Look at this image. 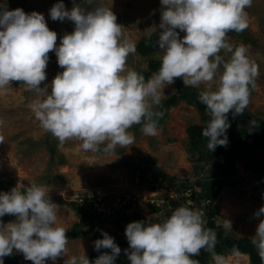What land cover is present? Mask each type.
<instances>
[{
  "label": "clouds",
  "instance_id": "obj_1",
  "mask_svg": "<svg viewBox=\"0 0 264 264\" xmlns=\"http://www.w3.org/2000/svg\"><path fill=\"white\" fill-rule=\"evenodd\" d=\"M161 17L157 26L146 29L149 38L157 33L155 46L158 69L145 78L129 67L127 60L136 44L123 36L115 13L102 0H83L68 10L63 0L50 9L53 20L73 22L74 28L60 37L47 26L42 13H30L17 7L9 10L0 3V94L8 91L12 81L23 82L36 95L31 110L40 126L51 132L61 144L77 138L86 152H112L117 146L134 144L129 132L140 124L145 135L158 133L159 110L163 89L180 77L185 86L199 87L198 99L206 106L209 120L202 129L207 147L228 143L227 114L244 113L256 86L259 66L249 54V45L232 44L228 33L248 27L252 0H160ZM86 5H94L88 7ZM184 32L181 37L179 32ZM227 55L221 54V51ZM53 51L58 72L46 80L48 53ZM255 124V121L251 122ZM3 121L0 120V126ZM0 142L3 137L0 136ZM58 205L49 196L45 184L16 185L0 191V217L12 214L15 220L0 221V264L13 250L22 252L33 264H46L67 253L68 237L57 223ZM262 217L252 236V244L264 261V205L254 212ZM225 227L231 228L227 220ZM102 231L94 241L101 253L93 264H115L121 252L114 238ZM125 249L130 264H199L194 256L207 250L213 264H231L228 256L215 251L217 234L206 227L202 213L180 205L161 221L152 218L127 223ZM233 256H239L233 248ZM64 264H90L83 253L67 257Z\"/></svg>",
  "mask_w": 264,
  "mask_h": 264
},
{
  "label": "rangeland",
  "instance_id": "obj_2",
  "mask_svg": "<svg viewBox=\"0 0 264 264\" xmlns=\"http://www.w3.org/2000/svg\"><path fill=\"white\" fill-rule=\"evenodd\" d=\"M57 2L0 0L9 10L20 7L25 13L33 10L42 13L49 29L57 33L56 43L59 44L60 37L73 31L74 25L67 18L63 21L50 18L49 9ZM80 2L83 0H63L68 10ZM102 2L115 13L116 22L124 28L123 36L136 44L135 53L128 57V66L149 78L152 74L150 64L160 61L156 55L158 46H155L157 33L149 38L145 32L148 27H158L160 23V0ZM246 11L248 27L239 33L229 32L227 38L234 45L250 46L249 54L259 66V75L249 104L234 129L235 145L230 153L228 149L224 150L226 158L216 157L217 150L204 148L201 155L191 150L187 129L201 124L203 116L188 97L182 96V89L177 86L178 81L183 83L180 77L174 78V83L163 89L165 97L159 110L164 115L159 119L158 133L145 135L142 126L134 124L129 129L135 137L134 144L117 146L115 151L108 153L86 152L77 138L61 144L51 132L44 130L31 110L36 93L23 82L12 81L8 91L0 94V120L3 121L0 126L3 137L0 142V191L8 192L17 184H45L51 200L58 205L57 223L68 229L67 253L55 261L46 259V264H64L67 257L80 255L83 251L93 264L101 253L111 251L94 248V241L103 238L101 230L112 236L121 249L115 264H130L124 251L131 250L124 231L127 223L148 218L161 221L180 205L202 213L206 227L213 228L217 234V253L228 256L231 264H253L249 254L238 247L240 255L233 256L234 247L226 245L221 233L237 241L251 242L262 218L255 217L254 212L264 205V146L248 148L254 140L262 139L258 132L264 124V0H252ZM177 31L181 37L184 35L179 29ZM221 54L225 58L230 55L223 50ZM48 55L47 76L41 86L63 71L55 53L50 51ZM186 87L200 92L204 85ZM151 165L158 169L160 178H153ZM88 190L95 194L97 202L86 208L91 222L80 224L74 209L75 199ZM125 195L130 196L131 202L120 207L117 198ZM226 219L231 222L232 229L225 227ZM14 220L12 214L0 217L5 224ZM193 258L199 264H213L211 254L205 249L200 250L199 257ZM4 264L33 262L14 249L12 255L4 257Z\"/></svg>",
  "mask_w": 264,
  "mask_h": 264
},
{
  "label": "trees",
  "instance_id": "obj_3",
  "mask_svg": "<svg viewBox=\"0 0 264 264\" xmlns=\"http://www.w3.org/2000/svg\"><path fill=\"white\" fill-rule=\"evenodd\" d=\"M141 46V45H140ZM141 53H144L141 51ZM159 67V63L155 64V63H151L150 64V73L155 72ZM178 88L181 90L182 89V96L185 98H189L190 101L196 106L197 110L200 112V114L203 116V122L199 125H191L189 126V128L187 129V134L189 137V145L191 150H196L194 152H197L199 155H201L203 153V150H205L204 148H208L207 147V142H208V138L204 137L202 135V129L203 127L206 126V122L209 120V116L207 114L206 111V106L203 105L199 99H198V95L199 92L195 91L191 88H188L186 86H184V84L181 81H178L177 83ZM228 116V120L230 122V127H228L226 129V133H227V138H228V143L226 146H221V145H217L216 148L214 150H217V156L219 159H223L226 158L225 157V153L224 150L228 149L229 153L232 151V148L234 147L233 145H235V140H236V135H235V127L238 125L239 122V116L240 115H235L233 116L232 111L230 110L229 113L227 114ZM262 128L261 131L258 132L260 136H262V139L258 138L256 140H254L253 144H248V148L250 147L251 150L252 149H257L260 148L261 146H264V124H261ZM54 150H51V152H53ZM150 172L153 176L154 179H158L160 178V173L158 172V169L156 167H154L153 165H151V167L149 168ZM75 206V210L77 213V216H79L80 218V224L84 221H89L91 222L92 218L89 217L90 212H88L86 210V206H81L78 204H74ZM92 214V213H91ZM222 233V239L223 241L226 242V245L228 247H238L242 250H244L245 252H247L250 256V259L252 261L253 264H261L260 258L258 257V254L254 248V246L252 245V243L248 240H235L232 238H228L226 237V235ZM199 257V255H198ZM202 259V258H201Z\"/></svg>",
  "mask_w": 264,
  "mask_h": 264
},
{
  "label": "built area",
  "instance_id": "obj_4",
  "mask_svg": "<svg viewBox=\"0 0 264 264\" xmlns=\"http://www.w3.org/2000/svg\"><path fill=\"white\" fill-rule=\"evenodd\" d=\"M78 195L80 196H78L77 199H75L76 204L81 206H86L89 208L96 205L97 197L95 196V194L92 193L91 190L83 191ZM117 200L120 207L128 205L131 202V198L128 195H125L123 197H118Z\"/></svg>",
  "mask_w": 264,
  "mask_h": 264
}]
</instances>
